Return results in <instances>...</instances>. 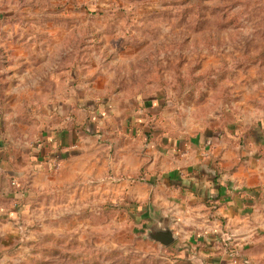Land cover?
Returning a JSON list of instances; mask_svg holds the SVG:
<instances>
[{"label":"rangeland","instance_id":"rangeland-1","mask_svg":"<svg viewBox=\"0 0 264 264\" xmlns=\"http://www.w3.org/2000/svg\"><path fill=\"white\" fill-rule=\"evenodd\" d=\"M256 120L264 0H0V264H172L115 166Z\"/></svg>","mask_w":264,"mask_h":264},{"label":"crops","instance_id":"crops-1","mask_svg":"<svg viewBox=\"0 0 264 264\" xmlns=\"http://www.w3.org/2000/svg\"><path fill=\"white\" fill-rule=\"evenodd\" d=\"M248 128L170 140L143 149L149 157L130 149L115 166L145 231L164 226L176 237L172 264H264V120Z\"/></svg>","mask_w":264,"mask_h":264},{"label":"water","instance_id":"water-1","mask_svg":"<svg viewBox=\"0 0 264 264\" xmlns=\"http://www.w3.org/2000/svg\"><path fill=\"white\" fill-rule=\"evenodd\" d=\"M147 237L159 243L164 247L171 246L175 241L176 237L173 235V232L168 227H161L160 229H154L150 232H146Z\"/></svg>","mask_w":264,"mask_h":264},{"label":"built area","instance_id":"built-area-1","mask_svg":"<svg viewBox=\"0 0 264 264\" xmlns=\"http://www.w3.org/2000/svg\"><path fill=\"white\" fill-rule=\"evenodd\" d=\"M228 240H231V238H229Z\"/></svg>","mask_w":264,"mask_h":264},{"label":"trees","instance_id":"trees-1","mask_svg":"<svg viewBox=\"0 0 264 264\" xmlns=\"http://www.w3.org/2000/svg\"><path fill=\"white\" fill-rule=\"evenodd\" d=\"M57 137V139H58V136H56Z\"/></svg>","mask_w":264,"mask_h":264}]
</instances>
